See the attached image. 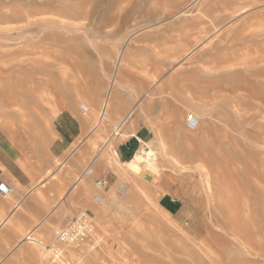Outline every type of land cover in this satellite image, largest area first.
<instances>
[{
	"label": "rangeland",
	"instance_id": "1",
	"mask_svg": "<svg viewBox=\"0 0 264 264\" xmlns=\"http://www.w3.org/2000/svg\"><path fill=\"white\" fill-rule=\"evenodd\" d=\"M216 28L225 37L208 45ZM263 52L264 0H0V182L25 170L34 183L0 196L30 219L15 239L11 221L0 225V264H44L54 231L83 213L95 231L66 249L76 264H264ZM241 85L248 102L236 100ZM109 96V120L93 131ZM128 128L149 140L122 162ZM146 144L161 172L125 179ZM171 156L206 165L214 202L224 188L234 209L210 211L203 178ZM30 232L42 245L25 242Z\"/></svg>",
	"mask_w": 264,
	"mask_h": 264
},
{
	"label": "bare ground",
	"instance_id": "2",
	"mask_svg": "<svg viewBox=\"0 0 264 264\" xmlns=\"http://www.w3.org/2000/svg\"><path fill=\"white\" fill-rule=\"evenodd\" d=\"M213 8H216L215 7V5L213 4L212 5V8L210 9V8H208L207 10L208 11H212L213 10ZM210 9V10H209ZM218 10V9H217ZM192 13V12H191ZM219 14V13H218ZM193 15V14H192ZM201 18V17H200ZM223 19V18H222ZM200 20V19H199ZM196 22V21H195ZM209 24V23H208ZM212 25V24H211ZM194 26V25H193ZM221 32H223L222 31V29H218V28H216L214 31H213V33L210 35V37L209 38H207V44L209 45L210 43L212 44V41H214V39H216L217 38V40L219 39V40H221L223 37H225V35L223 34V33H221ZM229 32V31H228ZM205 35V34H204ZM196 36H198V35H196ZM199 36H201V34H199ZM195 37V36H194ZM193 37V38H194ZM191 38V37H190ZM196 38V37H195ZM201 38V37H200ZM200 41V40H199ZM233 41V40H232ZM243 41V40H242ZM231 42V41H230ZM250 42V41H249ZM248 42V43H249ZM224 42H221V44H223ZM169 44V43H168ZM253 44V43H252ZM166 46H167V44H165ZM171 45V44H170ZM193 45V44H192ZM198 45V44H197ZM244 46H245V44H243ZM175 46V45H174ZM222 47L219 49V50H223L224 48H223V45H221ZM232 46V45H231ZM236 46V45H235ZM241 46V45H240ZM169 47V46H168ZM243 47V46H242ZM241 47V48H242ZM247 47V46H246ZM253 47V46H252ZM185 48V47H184ZM213 48V47H212ZM226 48H227V46H226ZM236 48V47H235ZM175 50H176V48H174ZM196 49V48H195ZM228 49V48H227ZM226 49V50H227ZM163 50H165V49H163ZM193 50H194V48H193ZM218 50V49H217ZM233 50V49H232ZM169 51V50H168ZM191 51V50H190ZM245 51H246V49H245ZM216 52V51H215ZM219 52V51H218ZM228 53H229V51H227ZM242 52H244V50L242 51ZM247 52V51H246ZM161 53V52H160ZM193 53V52H192ZM230 53H231V51H230ZM234 53V52H233ZM232 53V54H233ZM181 54H182V52H181ZM188 54V53H187ZM191 54V52L188 54V55H190ZM219 54H221V52H219ZM224 54V53H223ZM223 54H222V56H223ZM232 54H230V55H232ZM237 53H234L232 56H230L229 54H227V57L224 59V60H222L221 58H220V56L219 57H217L219 60L221 59L224 63H230V62H233V61H235L233 58L235 57V55H236ZM225 55L226 54H224V57H225ZM255 55V54H254ZM261 55H263L262 57H264V52H263V54L261 53ZM209 56V55H208ZM245 56V55H244ZM260 56V55H259ZM243 57V56H242ZM121 60L123 59V53L121 54ZM185 58V57H184ZM188 58V57H187ZM210 58V57H209ZM209 58H208V60H209ZM186 59V58H185ZM207 59V58H206ZM205 60V59H204ZM247 60V59H246ZM182 61V60H181ZM207 61V60H206ZM206 61H204V65L206 64ZM240 61H242L241 59H240ZM196 62V61H195ZM208 62V61H207ZM213 61H211V62H209V63H212ZM247 62V61H246ZM223 63V64H224ZM237 63H239V62H237ZM236 63V64H237ZM230 65V64H229ZM239 65V64H238ZM216 66H218V65H216ZM226 66V65H225ZM215 67V66H214ZM219 67H221V65H219ZM206 68H208L209 69V67H206ZM212 68V67H211ZM213 69V68H212ZM263 69V68H262ZM211 70V69H210ZM215 70V69H214ZM224 70V69H223ZM231 70V69H230ZM212 71V70H211ZM218 72H219V70H218ZM216 73V72H215ZM250 73V72H249ZM223 76V75H222ZM259 77H261V79L262 78H264V69H263V73H261V74H259L258 75ZM194 78V77H193ZM113 80V79H112ZM98 81V80H97ZM102 81V80H101ZM157 81V80H156ZM194 81V80H193ZM159 82H161V81H159ZM220 82V81H219ZM218 82V83H219ZM237 82V81H236ZM156 83V82H155ZM199 83H200V80H199ZM218 83H216V84H218ZM259 83V84H258ZM257 83V86L259 85V86H261L262 87V90H261V92H259L262 96H264V81H263V83L262 82H258ZM187 84H189L188 82H187ZM115 85H116V83H114V81H112V83H111V86H110V89H109V95H111L112 96V94L111 93H113L114 91H112V89H113V87H115ZM199 85V84H198ZM213 85V84H212ZM117 86V85H116ZM189 86H190V84H189ZM210 86V85H209ZM208 86V87H209ZM215 86V85H214ZM256 85H254V84H252V85H250L249 86V88H248V90L251 92V93H253V91H252V89L253 88H256L257 87ZM191 87V91H192V88H193V86H190ZM218 89H220L219 88V85H217L216 86ZM216 87H215V90H216ZM174 88H175V85H174ZM177 88V87H176ZM246 88L243 86V85H241V86H239L238 88H237V90H238V92H240V94L239 95H236L237 96V102H239V100H243L242 102H248V99H247V101H246V97L247 98H249V97H253V94H251V95H249V94H246L247 93V90H246V93H244L243 91L245 90ZM159 90H160V88H159ZM161 90H162V88H161ZM212 90H213V88H212ZM215 90H213V91H215ZM227 90H230V88H228ZM231 90H233V87H231ZM118 91V90H117ZM187 91H188V88H187ZM259 91V90H258ZM190 92V91H189ZM219 92V91H218ZM222 92V91H221ZM187 93V92H186ZM216 94V93H215ZM218 94V93H217ZM260 95V96H261ZM113 96H114V93H113ZM112 96V97H113ZM116 96V95H115ZM111 97V99H112V101L113 100H115V98L113 99ZM215 97V96H214ZM210 98V97H209ZM117 99V98H116ZM164 99V98H163ZM205 99H206V97H205ZM208 99V98H207ZM219 99V98H218ZM221 99V98H220ZM231 100H233L232 98H230ZM229 99V100H230ZM193 100V99H192ZM261 100H262V98H261ZM116 101V100H115ZM162 101V100H161ZM164 101V100H163ZM216 101V100H215ZM214 101V102H215ZM102 102V101H101ZM194 102V101H193ZM209 102H211L212 103V99H211V101H209ZM259 102V101H258ZM216 103V102H215ZM221 103H222V100H221ZM227 103V102H226ZM230 103H234V102H230ZM109 104H110V96H109V98L108 99H106L105 101H104V105H103V107H102V110L100 111L101 113H100V115H99V118H98V120H97V122H96V124H95V126H94V128H93V131H99V128L103 125V123L105 122V120H109V117H108V115H107V110H108V108H109ZM112 104V103H111ZM204 104H206V102L204 103ZM208 104L211 106V104L210 103H208L207 102V105L205 106V107H207L208 106ZM223 104V103H222ZM228 104V103H227ZM229 105V104H228ZM228 105H226V106H228ZM213 106V105H212ZM225 106V105H224ZM233 106V105H232ZM234 106H236V105H234ZM244 106V105H243ZM231 107V106H230ZM237 107H238V105H237ZM241 107V106H240ZM245 107V106H244ZM247 107V106H246ZM253 107H254V105H253ZM228 108V107H227ZM239 108V107H238ZM243 108V107H242ZM257 108V107H256ZM219 109V108H218ZM217 109V110H218ZM221 109L223 110V108L221 107ZM237 109V108H236ZM235 109V110H236ZM232 110V109H231ZM250 110V109H249ZM251 111H253L254 112V110H251ZM223 112V111H222ZM222 112H220V113H222ZM224 112H225V110H224ZM213 113V112H212ZM220 113H217L218 114V117L217 118H219V114ZM244 113V112H243ZM89 114V113H88ZM211 114V113H210ZM225 114H226V112H225ZM224 113H223V115L221 114V116H220V118L222 117V116H224L225 115ZM232 114V113H231ZM249 114V113H248ZM131 115H132V113H129L128 115H127V117L124 119V121L126 120V119H128L129 117H131ZM168 115V114H167ZM184 115H185V113H184ZM187 115V114H186ZM235 115V114H234ZM233 115V116H234ZM226 116V115H225ZM185 117V116H184ZM193 117H194V115H193ZM196 117V116H195ZM240 117H242V116H240ZM189 118V117H188ZM214 118V117H213ZM212 118V119H213ZM216 118V117H215ZM214 119V120H216L217 122L219 121L218 119ZM231 118H232V116H231ZM255 118V117H254ZM180 119V122H182L183 123V118L181 117V118H179ZM236 119V118H235ZM198 120V119H197ZM231 120V119H230ZM229 120V121H230ZM123 121V122H124ZM228 121V120H227ZM243 121H245V120H243ZM187 122H191V119H187ZM223 122V121H222ZM236 122H238L237 121V119H236ZM250 122V121H249ZM219 123V122H218ZM242 123V122H241ZM190 124H192V123H190ZM196 124V123H195ZM223 125H224V123H222ZM234 124V123H233ZM245 124V123H244ZM230 125V124H229ZM232 125V124H231ZM240 125V124H239ZM195 125L194 124H192V127H194ZM196 127V126H195ZM194 127V128H195ZM224 127H225V125H224ZM232 127V126H231ZM117 129L119 130L120 129V126H117ZM199 129H200V125H199ZM198 129V130H199ZM228 129H231V128H228ZM103 132V131H102ZM234 132V131H233ZM124 138V137H123ZM164 141L161 139V141H160V146H161V149H162V147L164 146V143H163ZM77 147L78 146H75L74 147V149L72 150V152L70 153L71 155H73V153L77 150ZM164 148V147H163ZM162 151H165L164 149H162ZM163 154V153H162ZM70 155V156H71ZM160 155V154H159ZM164 155L166 156V157H170L166 152L164 153ZM202 155V154H201ZM205 156V155H204ZM102 157V156H101ZM199 158V157H198ZM171 159L173 160L172 162H174V163H176L175 165H177V167L179 166V167H181V169L182 170H184V172H196L197 174H199L202 178H203V181H204V186H205V189H204V192H205V190H206V193L208 194V198H207V200H208V203H209V210L211 211L213 208H217V207H219V206H221V205H223V206H221V207H227L226 209H234L233 208V203H234V201L232 202L230 199H231V194H229L230 192L228 191V190H226V191H224V188H222L221 190H220V194L222 195L221 197V202H219V203H221V204H218L217 202L215 203L214 201V198H213V193L215 192V190H214V182L212 181V178H211V173H210V171L208 170V168L206 167V165H199V166H197V167H195V168H193V167H189V166H187V167H189V168H185L184 166H185V164H184V166L182 167V166H180L181 164H180V159L178 160L176 157H172L171 156ZM102 160V159H101ZM93 161V160H92ZM169 161V160H168ZM210 161V160H209ZM125 167H126V173H125V179L128 177V172H130V173H132V175H135V176H137V173H139L140 175L139 176H142L143 178H145L146 176H148V174L150 173V172H154V174H159V172H161L160 171V169H161V166L159 165V162H158V156L155 154V152H154V149L151 147V145L150 144H146L145 145V147L142 149V150H140L139 151V153L136 155V157H135V159H134V161L133 162H131V163H128V164H123ZM181 169L179 168V172L180 173H182L181 172ZM128 170V171H127ZM177 170H178V168H177ZM220 171V170H219ZM177 172V171H176ZM92 173V170H88L87 171V174H91ZM179 173V174H180ZM218 174H219V172H217ZM161 175V174H160ZM220 176V175H219ZM159 177V176H158ZM139 178V177H138ZM129 179V178H128ZM146 179V178H145ZM147 179H148V177H147ZM78 180H80V179H78ZM175 180H177V178H175ZM172 183V182H171ZM139 186V185H138ZM218 186V185H217ZM218 187H220V186H218ZM218 191V190H217ZM222 192V193H221ZM218 193V192H217ZM227 193V194H226ZM115 196V194H114V192H111L110 194H109V197H114ZM3 198V197H2ZM9 198V197H8ZM99 198V197H98ZM6 199V198H5ZM113 199V198H112ZM99 200H100V198H99ZM103 200V199H102ZM102 200H100V201H102ZM218 200V199H217ZM228 200H230V203H226ZM99 201V202H100ZM232 202V203H231ZM103 203V202H102ZM230 204H232L231 206H227V205H230ZM20 205V204H19ZM19 205H18V207H19ZM17 207V206H16ZM220 207V208H221ZM160 208V207H159ZM219 208V209H220ZM236 209V208H235ZM232 211V210H231ZM235 211H237V210H235ZM162 212L164 213V214H166V215H168V216H170L169 214H167L166 212H164L163 210H162ZM208 212V211H207ZM230 212V211H229ZM12 216H13V214L12 215H6V217H4V219L2 218V222H0L1 224V226H4V225H6V224H8L9 222H10V220H11V218H12ZM170 218V217H169ZM239 220L240 219H242V218H238ZM214 224V226H216L215 225V223H213ZM237 223H235V225H236ZM238 225V224H237ZM244 226V225H243ZM242 227V226H241ZM217 228V227H216ZM236 228H238V226H236ZM139 229V228H138ZM242 229V228H241ZM244 229V228H243ZM55 232V231H54ZM134 232H135V230H134ZM130 233V232H129ZM33 232H30L29 233V238L26 236V238L24 239L25 240V242H27V243H29V244H34L35 245V243L38 245V244H41L42 245V243H41V241H39L38 239H36L34 236H33ZM131 234V233H130ZM136 234V233H135ZM53 236H54V233H53ZM93 236V235H92ZM91 236V237H92ZM33 237V238H32ZM183 237V236H182ZM243 237V236H242ZM239 242V241H238ZM239 245H241V248H242V251H244V253H246V254H250L249 253V251L247 250V248H245V245L243 244V243H239ZM187 246V245H186ZM198 248V247H197ZM164 251H166V250H164ZM202 252H203V250H202ZM170 254V253H169ZM183 254V253H182ZM43 255V257H42V260H43V263L45 264L46 262L44 261L45 260V258H46V256L48 257L49 255L46 253V251H44V253L42 254ZM209 255V254H208ZM217 256H218V254H217ZM217 259H218V257H216ZM215 259H212V261H214ZM216 261V260H215ZM216 263V262H215Z\"/></svg>",
	"mask_w": 264,
	"mask_h": 264
},
{
	"label": "built area",
	"instance_id": "3",
	"mask_svg": "<svg viewBox=\"0 0 264 264\" xmlns=\"http://www.w3.org/2000/svg\"><path fill=\"white\" fill-rule=\"evenodd\" d=\"M82 115L87 116L89 108L86 105L80 107ZM13 189L5 182H0V196L8 198L12 195ZM94 200L99 203L97 194ZM95 227L90 217L86 214L72 218L65 228L55 230L53 241L46 245L44 250L49 255L45 258V264H76L66 256V249L76 248L87 241L94 234Z\"/></svg>",
	"mask_w": 264,
	"mask_h": 264
},
{
	"label": "crops",
	"instance_id": "4",
	"mask_svg": "<svg viewBox=\"0 0 264 264\" xmlns=\"http://www.w3.org/2000/svg\"><path fill=\"white\" fill-rule=\"evenodd\" d=\"M126 133L128 134L127 139L125 142H122L118 145L117 147V154H118V158L122 161L125 162L126 160H129V158H131L132 156H134L137 151L140 149V145L143 142H146L149 140V133L144 131H138L136 133H133V131L131 129H126ZM129 163V162H126ZM15 165V164H14ZM15 170H21V167L18 166L17 164L15 165V167H13ZM18 172V171H16ZM14 172V174L11 175V178L9 179V183H7L9 186H15V185H20L22 186L24 189H29L31 190L33 188L32 184L33 181L29 178H27L26 176V172L25 170H21L20 173H16ZM34 176H36V174H32ZM33 176V177H34ZM35 178V177H34ZM38 178V177H36ZM6 183V180H3ZM32 186V187H31ZM16 207H12L10 202H3L0 201V222H2V218L4 219V217H6V215H12L11 218V224H9V228H8V232L12 234V238L15 239V233L18 231V225L17 222H19L20 220H22V214H18V212H15ZM18 211V210H17ZM24 220H22L23 225L26 226H30V219L29 218H23ZM1 224V223H0ZM24 227V226H23ZM29 238V236H28Z\"/></svg>",
	"mask_w": 264,
	"mask_h": 264
}]
</instances>
